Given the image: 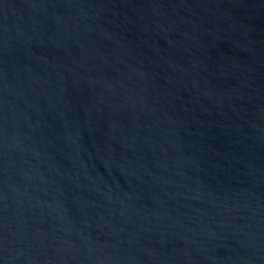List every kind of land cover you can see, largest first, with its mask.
<instances>
[{"label":"water","instance_id":"95a60500","mask_svg":"<svg viewBox=\"0 0 264 264\" xmlns=\"http://www.w3.org/2000/svg\"><path fill=\"white\" fill-rule=\"evenodd\" d=\"M0 264H264V0H0Z\"/></svg>","mask_w":264,"mask_h":264}]
</instances>
